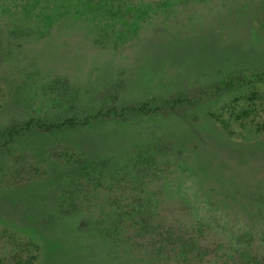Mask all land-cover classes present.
Here are the masks:
<instances>
[{"label": "rangeland", "instance_id": "rangeland-1", "mask_svg": "<svg viewBox=\"0 0 264 264\" xmlns=\"http://www.w3.org/2000/svg\"><path fill=\"white\" fill-rule=\"evenodd\" d=\"M196 1L194 8L176 11L194 17L184 28L169 24L163 29L165 20L155 31L143 19L107 27L96 13L73 15L75 20L71 14L69 22L75 23L42 27L35 34L0 26V131L28 118L90 116L121 105V100L137 104V97L122 99L115 88L85 90L96 102L80 97L86 92L79 79L97 78L103 84L118 80L116 73L106 78L81 73L95 60L96 66L116 60L130 68L123 83L130 87L136 78L147 97L158 93L196 99L155 114L88 118L60 133L32 129L12 141L2 139L0 264H97V250L85 249L86 231L93 225L76 208L95 203L105 185L170 197L174 191L200 204L196 190L214 183L217 174L218 183L241 194L246 173L252 177L243 178L244 189L253 190L251 184L259 179L245 172L250 171L247 165L241 173V152L264 167V80L254 78L264 75V0ZM137 67L138 72L133 70ZM109 98L110 103L101 102ZM109 146H115L120 164L110 160L102 167L111 159ZM55 165L67 174H48ZM95 166L99 174L91 175L96 178L81 176ZM198 174L202 179L194 181ZM108 175L113 179L106 183ZM231 210L214 217L210 208L212 221L219 220L217 227L224 228H215V234L224 243L238 234L243 242L246 229L241 227L239 234L241 221L229 217ZM260 229L251 225V237Z\"/></svg>", "mask_w": 264, "mask_h": 264}, {"label": "trees", "instance_id": "trees-1", "mask_svg": "<svg viewBox=\"0 0 264 264\" xmlns=\"http://www.w3.org/2000/svg\"><path fill=\"white\" fill-rule=\"evenodd\" d=\"M174 1L176 4L169 3V0H0V26L35 34L41 33L42 27L54 28L75 23L69 22V19L72 20L71 14L83 16L95 13L101 15L100 23L107 27L119 25L117 22L120 23V20L135 23V20L138 22L139 19L145 20V23H153L152 28L155 31L160 30L163 25L164 29L165 25L169 24L181 28L189 26L194 22V17L176 11L192 9L197 5V1ZM170 18L179 20L168 22ZM165 20L167 23L162 25ZM254 78L264 80V75L260 74ZM226 84L227 81L224 82V85ZM193 100L196 99L191 100L186 96L166 97L154 93L135 105L110 106L104 112L97 111L90 116H87V113L83 116L75 113L58 119L28 118L20 125L0 131V141L2 139L4 142L12 141L16 136L32 129L45 133H60L86 123L88 118H122L130 113L149 115L164 109L174 110L184 103L192 104ZM115 155L117 154L112 152L109 155L111 159H105L102 167L110 160L120 164ZM247 159L241 152V173L243 165H247L250 171L246 169L245 172L259 179L257 184H251L253 190H245L243 184V178L252 175L245 176L247 175L245 173L241 176L243 190L240 194L234 187L218 183L220 179H217L219 177L217 174L214 183L203 190H196V194H199L197 201L200 204L193 200L190 202V199L181 195L176 196L174 191L172 192L174 195L170 197L159 191L142 193L124 186L120 188H114L112 184L103 186V190L98 194L100 199L93 204L91 202L80 204L76 208L77 215H82L93 225L86 231L89 242L85 243V249L97 250V264H264V174L258 171L259 169L264 171V167L260 160ZM48 170L51 176L67 174L65 172L67 170L59 169L57 165ZM98 171L99 168L95 166L88 171L83 170L81 176L96 178V175L91 174H99ZM68 172V175L72 174L69 170ZM106 177V183L113 179L112 175ZM199 178L202 179L200 174L194 181H199ZM83 197L89 199L87 196ZM163 197L168 198L162 200ZM210 208L214 217L219 211L222 214V211L234 209L228 212L229 217L241 221L238 232L240 234L241 227H245L247 238L242 242L238 234L236 237L231 234L229 239L224 240L225 243L222 242L215 234V228L220 231L221 225L217 227L219 220L212 221L208 214ZM71 216L74 217V214ZM220 221L226 224L228 222L224 219ZM253 224L261 228L254 238L250 235V226Z\"/></svg>", "mask_w": 264, "mask_h": 264}, {"label": "crops", "instance_id": "crops-1", "mask_svg": "<svg viewBox=\"0 0 264 264\" xmlns=\"http://www.w3.org/2000/svg\"><path fill=\"white\" fill-rule=\"evenodd\" d=\"M92 62H93V60L91 59L90 63H92ZM103 62L104 61H102L101 63H103ZM95 63H96V60L93 62V65H90L85 70H81L82 71L81 73L84 74V73H87L88 71L95 72L92 74L93 76L103 75L104 78H106V76H108L110 74L112 75V74L116 73L115 75H117L116 77L118 78V80L116 81V79H115L114 82L110 83V84H108V83L103 84V83H99L97 78L85 77L83 80L79 79V81H82L80 86L84 89V92H86L85 94L80 96L81 98L85 99L88 102H91V101L96 102L97 101L96 98H92L91 94L89 95V93H87V91H85V90L90 89L91 87L93 89L92 91H96V89H98L100 92H102L104 90H111L112 88H115V91L117 90V93L122 96V99L125 98L126 96H131V97H137L136 100L138 102H140L145 97L147 98V96L142 95L144 93L141 91L143 85H142V83H137V81H135V80H137L136 78H133L134 83L130 87L125 85V83H123V80H122L123 79V73L125 74L126 72H129L130 68L127 69L123 65H116V63H117L116 60H110V66H103V65L96 66ZM133 70L138 72L140 70V68L137 67V68H134ZM94 96H95V94L93 95V97ZM142 96H144V97H142ZM110 101H111L110 98L106 99V100H101V102H104L107 104L110 103ZM124 102L125 101L121 100V105H124L123 104ZM107 109H109V107ZM111 144H113V143H111ZM107 150L109 152H113V151L115 152L116 149H115V146H113V148H111L109 146Z\"/></svg>", "mask_w": 264, "mask_h": 264}]
</instances>
